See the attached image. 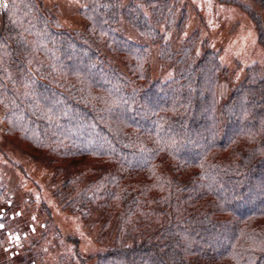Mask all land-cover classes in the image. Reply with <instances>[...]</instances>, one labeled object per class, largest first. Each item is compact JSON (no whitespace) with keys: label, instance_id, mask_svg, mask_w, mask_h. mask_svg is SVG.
Wrapping results in <instances>:
<instances>
[{"label":"trees","instance_id":"1","mask_svg":"<svg viewBox=\"0 0 264 264\" xmlns=\"http://www.w3.org/2000/svg\"><path fill=\"white\" fill-rule=\"evenodd\" d=\"M82 2L86 30L38 0L0 7V106L7 133L109 165L62 183L70 209L118 216L97 264H264V71L249 67L220 101L229 70L212 49L197 59L192 38L163 46L175 76L154 79L150 47L120 25L162 39L185 19L177 0Z\"/></svg>","mask_w":264,"mask_h":264},{"label":"rangeland","instance_id":"2","mask_svg":"<svg viewBox=\"0 0 264 264\" xmlns=\"http://www.w3.org/2000/svg\"><path fill=\"white\" fill-rule=\"evenodd\" d=\"M131 0H123L124 4ZM141 1V0H140ZM53 12L64 28L86 30L82 0H38ZM176 2V0H172ZM7 0H0L4 12ZM182 24L161 25L162 39L143 37L126 22L121 31L134 41L150 47L149 74L154 79L175 76V60L162 57L169 45L177 52L195 39L194 53L200 58L208 49L218 52L228 75L220 80L217 95L225 101L247 75L249 67L264 71V5L257 0H177ZM254 17V18H253ZM0 106V264H97L99 253L116 244L119 219L93 208L88 214L66 206L63 189L69 177L106 169L109 165L91 157L61 158L35 148L18 136L7 133ZM91 178V174H86ZM64 192V193H63ZM67 192V193H66ZM63 193V194H62Z\"/></svg>","mask_w":264,"mask_h":264}]
</instances>
